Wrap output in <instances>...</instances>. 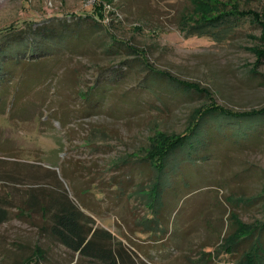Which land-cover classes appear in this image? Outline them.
I'll list each match as a JSON object with an SVG mask.
<instances>
[{
  "label": "rangeland",
  "instance_id": "1",
  "mask_svg": "<svg viewBox=\"0 0 264 264\" xmlns=\"http://www.w3.org/2000/svg\"><path fill=\"white\" fill-rule=\"evenodd\" d=\"M99 2L0 0V29L73 16L101 24L86 29L94 46L66 55L53 74L47 71L54 81L40 79L18 99L9 90L1 100L0 264H98L51 237L55 193L109 232L128 253V264H231L233 257L219 252L234 223L254 224L264 215L257 202L239 205V198L264 188V134L251 145L215 141L210 158L197 165L202 182L163 204L167 226L147 227L154 205L145 196L150 172L139 159L155 134L182 132L203 99L175 100L173 92L166 97L172 106L156 108L148 96L138 105L135 87L146 71L132 49L149 66L207 88L219 105L258 109L264 107V60L253 52L264 47L259 27L245 20L220 43L188 34L184 19L198 11L188 0ZM209 2L212 11H260L264 5ZM94 87L105 99L86 107L77 96Z\"/></svg>",
  "mask_w": 264,
  "mask_h": 264
},
{
  "label": "trees",
  "instance_id": "2",
  "mask_svg": "<svg viewBox=\"0 0 264 264\" xmlns=\"http://www.w3.org/2000/svg\"><path fill=\"white\" fill-rule=\"evenodd\" d=\"M99 1L102 3L104 0ZM188 1L198 10L193 16L188 15L184 19H188V34L208 37L221 43L234 37L241 23L249 20L259 27L260 38L264 41V5L260 11L239 9L237 6L231 10L212 11L210 0ZM90 21L92 23L85 22L82 17L73 16L39 22L35 27L1 28L0 102L9 90H14V98L18 99L24 90L34 87L40 79L54 81L47 76V71L48 74H53V68L66 55L94 46L86 29L101 24L94 19ZM248 37L255 39L249 35ZM132 50L141 56V64L146 71L135 87L139 90V99L146 96L153 98L152 104H156V108H161L162 104L172 106L174 100L169 104L166 97L173 92L175 95L171 98L175 100L179 96L188 98L195 94L203 99L201 105L194 108L182 132L155 134L151 138V147L139 159L141 166L150 172L145 196L148 198L147 203L151 201L154 205V209L150 211L153 216L150 217L147 227L157 228L159 221L167 226L162 211L163 204L173 200L175 193L181 188H189L192 187L191 184L199 185L202 182L204 175L196 171L197 165L210 158L209 151L216 146L212 145L215 141L238 146L244 142H249L248 145L255 144L261 139L260 136L264 134V107L242 111L219 105L207 88L149 66L141 51L134 48ZM253 52L259 61L264 60V47H255ZM100 89L101 87L91 88L77 97L89 107V103H99L105 99L99 97L103 95L99 92ZM141 99L138 100V105L142 104ZM0 105L4 107V102ZM176 176H180L179 181L175 180ZM134 179L131 176L129 184ZM184 179L190 181L185 182ZM239 201L240 206H250L248 204L257 202L264 211V188L258 195L239 198ZM51 203L55 206L50 225L53 239L83 258L97 260L98 264H128L130 257L121 244H114L109 232L91 225L94 222L68 198L61 193H55L51 197ZM3 218L4 212L0 209V221ZM234 224L236 230L221 245L219 253L233 257L231 264H264V215L254 224ZM210 260L211 258L208 259Z\"/></svg>",
  "mask_w": 264,
  "mask_h": 264
}]
</instances>
